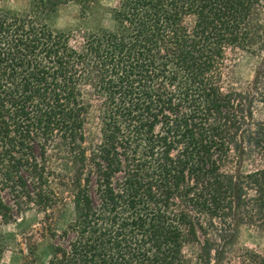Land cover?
<instances>
[{
    "label": "trees",
    "instance_id": "1",
    "mask_svg": "<svg viewBox=\"0 0 264 264\" xmlns=\"http://www.w3.org/2000/svg\"><path fill=\"white\" fill-rule=\"evenodd\" d=\"M60 2L0 10V264L31 208L45 264H264V0H120L115 33L50 29Z\"/></svg>",
    "mask_w": 264,
    "mask_h": 264
},
{
    "label": "rangeland",
    "instance_id": "2",
    "mask_svg": "<svg viewBox=\"0 0 264 264\" xmlns=\"http://www.w3.org/2000/svg\"><path fill=\"white\" fill-rule=\"evenodd\" d=\"M101 0H93V5L87 11L85 19L103 13L99 7ZM260 59L247 52L237 54L229 71V85L234 88H244L252 80L254 71L259 65ZM256 118L264 117V105L255 104ZM92 130V128H90ZM70 214V206L67 205L56 219L55 227L63 228ZM42 213L35 208H31L16 215L15 221L4 226L2 231L7 243V251L3 257L4 264H20L23 254L27 253V242H38V250L35 255L36 264H45L48 259L49 239L44 235L45 230L42 225ZM237 242L254 244L258 240L248 231L241 230Z\"/></svg>",
    "mask_w": 264,
    "mask_h": 264
},
{
    "label": "clouds",
    "instance_id": "3",
    "mask_svg": "<svg viewBox=\"0 0 264 264\" xmlns=\"http://www.w3.org/2000/svg\"><path fill=\"white\" fill-rule=\"evenodd\" d=\"M120 0H101L99 7L103 13L82 16L83 5L80 0H61L50 21H46L50 29L56 32H111L118 30V21L114 11L118 8ZM0 10L9 11L16 16H31L32 0H0Z\"/></svg>",
    "mask_w": 264,
    "mask_h": 264
}]
</instances>
